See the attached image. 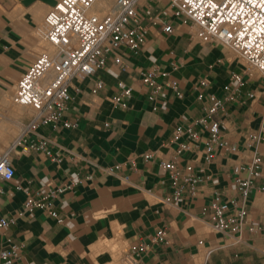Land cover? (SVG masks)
Instances as JSON below:
<instances>
[{
    "label": "crops",
    "instance_id": "obj_1",
    "mask_svg": "<svg viewBox=\"0 0 264 264\" xmlns=\"http://www.w3.org/2000/svg\"><path fill=\"white\" fill-rule=\"evenodd\" d=\"M56 1L0 0V109H11L12 88L47 43L44 18ZM114 3L98 0L92 10L107 12ZM136 8L145 26L141 49L120 48L115 53L120 65L109 57L92 76L72 80L66 116L75 126H41L24 143L18 137L5 149L15 172L0 192V220L9 221L0 228V251L15 249L12 264H113L116 250L126 254L144 241L148 250L138 256L139 264H193L203 249L209 250L205 264H264L262 193H251L237 233L221 234L216 247L204 235L212 228L207 206L215 198L240 201L235 181L251 177L254 156L262 159L259 181H264V143L256 142L264 132V76L247 79L224 103L221 139L236 151L216 146L215 159L206 163L202 106L211 95L223 99L230 74L243 68L216 44L195 40L192 26L171 16L169 0H136ZM165 25L171 33L163 31ZM152 68L162 73L163 90L150 99L141 75ZM97 81L104 87L93 94ZM123 88L131 90L126 108L112 102ZM180 125H192L201 138L176 160L181 175H194L199 183L193 196L183 192L166 202L176 183L162 163L184 141L171 140ZM41 137L50 155L36 148ZM29 146L34 148L25 149ZM28 200L41 206L26 207ZM157 230L165 238L150 244Z\"/></svg>",
    "mask_w": 264,
    "mask_h": 264
},
{
    "label": "built area",
    "instance_id": "obj_2",
    "mask_svg": "<svg viewBox=\"0 0 264 264\" xmlns=\"http://www.w3.org/2000/svg\"><path fill=\"white\" fill-rule=\"evenodd\" d=\"M98 0H57L44 18V38L54 49L52 53H41L22 73L15 86L13 102L29 107L33 118L18 138L24 143L25 137L41 126L53 129H70L75 123L67 118L71 100L70 88L73 79L92 76L97 70L106 67L109 57L115 65L121 59L115 53L120 48L138 51L144 42V19L138 14L136 0H115L113 7L106 13L93 12L92 7ZM171 16L193 27V38L203 44L222 43L237 53L246 63L241 73H231L229 83L224 88V98L209 97V105H203V124L208 136L203 153L206 163L216 157V146L235 152L236 147L221 139L220 111L224 103L233 100L246 84L247 79L264 76V0H169ZM165 33L172 27L165 25ZM257 75V76H256ZM162 73L152 68L141 75V82L149 89L150 99L163 90L160 83ZM97 81L93 94L103 89ZM172 87L176 88L173 82ZM131 90L123 88L112 102L122 108L128 107L127 98ZM179 143L178 151L162 163L176 188L166 202L179 200L181 194L193 196L199 180L191 174L181 175L177 166V156L182 150L197 145L201 139L192 125L174 128L171 140ZM37 149L50 155L46 140L41 137ZM264 143L263 135L256 138ZM34 148L33 146L25 147ZM262 159L254 156L248 171L251 177L235 181L239 202H221L215 198L207 206L206 217L213 230L220 234L237 233L247 217V201L253 191L264 194V181H259ZM111 171V169H108ZM14 167L9 152L0 151V192L4 183L14 177ZM51 197L53 195H50ZM26 207H40L38 201L28 200ZM45 207L51 216H56L50 203ZM9 221L0 220V228ZM163 230H157L150 238V244L164 240ZM148 245L141 241L131 245L125 254L127 264H139L138 256L146 253ZM17 258L14 248L0 251V264H12Z\"/></svg>",
    "mask_w": 264,
    "mask_h": 264
},
{
    "label": "rangeland",
    "instance_id": "obj_3",
    "mask_svg": "<svg viewBox=\"0 0 264 264\" xmlns=\"http://www.w3.org/2000/svg\"><path fill=\"white\" fill-rule=\"evenodd\" d=\"M89 13H93V10L89 11ZM103 13H106V12H103ZM189 30L192 33L194 32L193 27L190 28ZM42 45L43 46H41L37 50L36 57L41 53H50V52L52 53L54 51V49L50 45H48L46 42H43ZM216 46L221 48V50L225 53L226 58L229 59L230 63H237L238 65L242 66V68H245L246 66L245 61L237 53H235L232 49H230L228 46L222 43H217ZM12 93L14 96L15 87L12 88ZM10 105L12 109H17L19 107L21 115L12 110L0 109V136L6 137V143L4 144V146H2V148L0 147V151H4L16 141V139L23 132V130L29 124V122L31 121L34 115V112L29 107H20L16 105L13 102V97L12 99H10ZM263 200H264V197H263ZM204 231H205L204 235L208 236L209 238L213 240V247H216L223 240L222 235L216 232L215 230H213L212 228L211 229L205 228ZM208 251L209 250L203 249V251H201L199 254L200 257L197 255L192 258V263L193 264H205L206 260L208 259V256L206 255ZM113 258H114L113 264H127V262L125 261L126 259L125 254L122 252V250L114 253Z\"/></svg>",
    "mask_w": 264,
    "mask_h": 264
},
{
    "label": "bare ground",
    "instance_id": "obj_4",
    "mask_svg": "<svg viewBox=\"0 0 264 264\" xmlns=\"http://www.w3.org/2000/svg\"><path fill=\"white\" fill-rule=\"evenodd\" d=\"M91 11V10H90ZM45 39V38H44ZM51 53V52H50ZM7 94V93H6ZM5 94V95H6ZM3 104V103H2ZM14 105V104H13ZM17 105V104H16ZM8 106V105H7ZM18 106H20V105H18ZM15 107V106H14ZM20 107H24V106H20ZM7 108V107H6ZM5 108V109H6ZM16 108V107H15ZM7 110V109H6ZM8 110H12V111H15V112H17V113H19L20 114V109H19V107L17 108V109H12V107H11V109H8ZM8 112V111H7ZM9 114V113H8ZM21 115V114H20ZM23 117V116H22ZM12 125V124H11ZM13 130V129H12ZM17 131V130H16ZM9 133V132H8ZM7 133V134H8ZM15 134V133H14ZM8 142V141H7ZM6 143V137H3V136H0V147L2 148V146H4V144ZM40 157V156H39ZM260 197V196H259ZM264 201V200H263ZM263 204V203H262ZM190 222V221H189ZM188 226H189V224H188ZM200 231V230H199ZM118 242H119V240H117ZM115 244H116V242H114ZM113 243V244H114ZM101 244V243H100ZM99 244V246L100 247H104L105 245H108V242L106 241V242H104V243H102L101 245ZM112 244V243H111ZM110 244V245H111ZM114 244V245H115ZM118 244V243H117ZM118 246V245H117ZM99 247V248H100ZM118 248H119V246H118ZM115 249H117V248H115ZM113 250H114V248H113ZM108 251V250H107ZM109 251H111V250H109ZM116 252H118L117 250H116ZM93 253V252H92ZM111 253H112V251H111ZM114 254V253H113ZM111 256V255H110ZM199 256V255H198ZM113 257V256H112ZM200 257V256H199ZM198 262V261H197ZM112 264V263H111Z\"/></svg>",
    "mask_w": 264,
    "mask_h": 264
}]
</instances>
